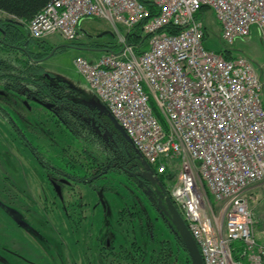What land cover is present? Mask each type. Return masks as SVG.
<instances>
[{
  "label": "built area",
  "instance_id": "1",
  "mask_svg": "<svg viewBox=\"0 0 264 264\" xmlns=\"http://www.w3.org/2000/svg\"><path fill=\"white\" fill-rule=\"evenodd\" d=\"M205 9L228 46L255 28L264 42V0H50L28 29L72 41L87 17L111 22L122 48L79 55L77 70L158 173L176 171L171 196L204 264H264L246 196L264 182V63L209 49ZM139 23L150 35L140 53L119 29Z\"/></svg>",
  "mask_w": 264,
  "mask_h": 264
},
{
  "label": "trees",
  "instance_id": "2",
  "mask_svg": "<svg viewBox=\"0 0 264 264\" xmlns=\"http://www.w3.org/2000/svg\"><path fill=\"white\" fill-rule=\"evenodd\" d=\"M49 1L0 0V114L19 130L22 151L30 152L37 161L38 174L45 175L48 184H58L61 196L55 193L52 207L60 210L73 232L80 230L77 219H81L77 217V184L123 200L111 218L110 203H105L102 234L94 236L99 252L86 264H193L166 201L170 197L182 214L170 190L176 171L158 173L107 107L101 111L83 101L74 84L45 65L58 47L32 37L28 23ZM148 5L152 7L150 2ZM166 30L175 33L179 28L170 25ZM204 30L206 45L211 34L206 23ZM81 31L82 25L79 34ZM124 33L127 43L137 46L139 53L150 38L142 23ZM96 47L118 52L122 45ZM221 52L234 57L228 48ZM13 113L19 116L22 128ZM24 129L55 146L53 156L60 164L53 165L35 151ZM98 180L103 184L95 185Z\"/></svg>",
  "mask_w": 264,
  "mask_h": 264
},
{
  "label": "rangeland",
  "instance_id": "3",
  "mask_svg": "<svg viewBox=\"0 0 264 264\" xmlns=\"http://www.w3.org/2000/svg\"><path fill=\"white\" fill-rule=\"evenodd\" d=\"M204 22L211 31L206 40L209 49L221 52L228 48L234 56H247L257 68L264 63V42L258 29H253L248 38L238 39L233 45L228 46L221 38V24L213 10L206 11ZM81 25L82 34H79L76 41L70 42L60 34H51L45 38L49 47H58L45 61V65L74 84L83 101L104 111L106 105L77 70L74 60L79 55L89 59L101 57L107 51L96 47V44H107L115 48L120 44V33L111 22L100 17H87ZM119 29L121 33L125 32L122 26ZM149 47L147 40L143 49ZM13 116L18 126L22 128L19 116L15 113ZM13 127L15 126L11 122L7 123L0 114V190H5L6 200L12 201L13 198H17L14 203L20 204L24 210L28 209L19 214L28 225L22 227L20 239H8L11 237L8 231L13 229L5 224L6 245L9 243L32 261H25L5 251L1 254L8 262L1 260L0 264H86L87 259H93L99 252V241L94 236L102 234L105 203H110L111 218L116 216L123 200L114 199L109 193L103 196L100 191L93 190L86 184H77L75 191L80 195L76 204L77 217L81 219H77L80 230L73 232L74 229L65 220L66 218L63 219L60 210L52 207L56 192L49 186L46 176L38 174L39 164L31 158L30 152L26 154V150L22 151L24 146L19 139V130ZM24 130L32 145L37 148L35 151L41 152L53 165L60 164L53 156L55 146L45 138L38 139L32 130ZM102 184L103 181L98 180L95 185ZM9 194L12 196L10 197ZM246 196L255 214V232L258 238L264 240V182L251 186ZM87 203L89 205H85ZM213 206L216 207V204Z\"/></svg>",
  "mask_w": 264,
  "mask_h": 264
},
{
  "label": "flooded vegetation",
  "instance_id": "4",
  "mask_svg": "<svg viewBox=\"0 0 264 264\" xmlns=\"http://www.w3.org/2000/svg\"><path fill=\"white\" fill-rule=\"evenodd\" d=\"M49 185L55 190L56 193V187H59L58 184H53L51 181H49ZM5 190H0V261L3 260V262H8L5 257L2 256V252H8L12 253L16 256H19L21 259L28 261L29 259L27 255L23 253H19L15 248L11 247L9 243L6 245V236H5V224L8 225L12 231H8L10 233L11 237H8V239H20V234L23 226H27L28 223L23 221L20 217L21 211H28V209H23L20 204H15L17 201V198H13L14 200H6L4 198L5 196ZM11 197L12 194H9ZM21 199V198H20ZM22 200V199H21ZM23 201V200H22ZM15 202V203H14ZM21 202V201H20ZM8 221H6V219ZM29 261H32L31 259Z\"/></svg>",
  "mask_w": 264,
  "mask_h": 264
},
{
  "label": "water",
  "instance_id": "5",
  "mask_svg": "<svg viewBox=\"0 0 264 264\" xmlns=\"http://www.w3.org/2000/svg\"><path fill=\"white\" fill-rule=\"evenodd\" d=\"M56 190H57L58 194H60V196H61V190L58 187H56ZM166 201H167L168 206L171 210L175 224L177 225L179 231L181 232V235H182V237H183V239H184V241L188 247V250L190 252V256H191L193 264H204L200 248H199L196 240L194 239L190 229L188 228L182 214L177 209V207L174 205V203L172 202L170 197H167Z\"/></svg>",
  "mask_w": 264,
  "mask_h": 264
},
{
  "label": "crops",
  "instance_id": "6",
  "mask_svg": "<svg viewBox=\"0 0 264 264\" xmlns=\"http://www.w3.org/2000/svg\"><path fill=\"white\" fill-rule=\"evenodd\" d=\"M232 56H234L233 54H232ZM257 235V234H256ZM257 238H258V235H257ZM259 240H263V239H260V238H258Z\"/></svg>",
  "mask_w": 264,
  "mask_h": 264
}]
</instances>
